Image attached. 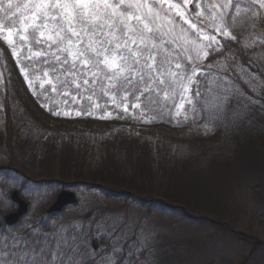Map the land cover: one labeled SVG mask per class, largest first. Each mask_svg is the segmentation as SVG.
Here are the masks:
<instances>
[{"label": "trees", "instance_id": "1", "mask_svg": "<svg viewBox=\"0 0 264 264\" xmlns=\"http://www.w3.org/2000/svg\"><path fill=\"white\" fill-rule=\"evenodd\" d=\"M249 5L247 0L240 2V8L247 10L238 18L243 27L240 23L229 26L231 35L222 37L219 49L214 45L208 48L206 63L213 69L204 70L196 62L199 69L186 94L192 103H187L181 115V124L188 130L179 144L163 152L152 140L130 135L124 129L89 138L55 133L20 120L13 122L12 116L18 111L9 112L14 105L3 96L8 108L0 113V157L10 153L13 166L23 173L74 183H101L156 196L159 200L138 201L137 205L148 213L171 212L162 214L166 221L150 229L152 236L142 249L135 225L131 238L118 250V240L114 239L125 231L126 223L117 225L113 222L116 218L109 216L103 222L105 233L95 228L91 238L111 246L110 251H91L86 239L72 229L61 233L60 239L59 235L47 239V260L51 261L55 252L59 264H69V256L71 264H264V244L246 240L248 235L264 236L258 232L264 227V38L256 36L262 27L261 11L253 17ZM228 11L234 13V6ZM226 22L231 24L227 17ZM17 49L20 67L32 83L36 100L49 111L123 114L117 107L123 93L114 104L110 96L101 97L98 88L91 102L79 99L74 88L58 87L54 93L45 83L41 89L40 84L51 74L44 77L40 69L46 66L25 59L32 53L21 44L17 43ZM4 86L0 68V92ZM65 91L70 94L63 95ZM125 100L129 106L140 103L146 115L169 123L180 118L171 100H161L147 109L144 97L136 101L129 95ZM91 103L99 107L92 108ZM162 200L176 207L166 206ZM184 209L215 221L189 217ZM232 229L244 233L235 235ZM39 240L29 236L33 245Z\"/></svg>", "mask_w": 264, "mask_h": 264}, {"label": "snow or ice", "instance_id": "2", "mask_svg": "<svg viewBox=\"0 0 264 264\" xmlns=\"http://www.w3.org/2000/svg\"><path fill=\"white\" fill-rule=\"evenodd\" d=\"M189 2L183 0L184 4ZM240 2L228 0L217 6L223 9L219 12L208 6L211 23L217 32L230 36L229 26L240 23L243 27L238 18L247 10L240 8ZM230 6H234V13L228 11ZM260 7L264 8V0H260ZM179 8L180 5L167 3V0H25L23 4L0 0V38L12 49L13 56L17 55L19 43L32 53L25 59L46 66L40 71L44 77L51 74V78L40 84L41 89L45 83L54 93L58 87L74 88L79 99L91 102L98 88L100 96H110L114 104L120 93L124 94L119 96L121 101L129 95L136 101L144 97L146 109L161 100L165 103L171 100L176 115H180L184 103H192L185 94L190 91L188 86L198 72L196 62L202 58L201 53L204 57L208 55L206 49L212 47L216 37L204 34L203 21L200 27L191 23L190 29L183 24L177 28V16L181 22L190 23ZM256 15L253 13V17ZM226 17L231 21L230 25ZM251 26L255 27V23ZM190 30H195L197 39L190 38ZM201 36L206 44L199 42ZM14 37L18 39L14 40ZM33 47L37 51L33 52ZM25 79H28L27 75ZM29 87H32L31 82ZM81 93L89 95L85 97ZM68 94V91L63 93ZM199 95L197 90L196 96ZM90 107L98 108L99 104L91 103ZM133 107L139 108L141 104L136 103ZM124 110L127 111V105ZM10 199L7 192L0 189V205L6 206ZM7 231L11 232V229ZM5 239L7 237H0V244ZM13 240L14 247L21 242L28 243L15 236ZM7 247L2 244L0 257L7 256L3 250ZM56 248L60 250L59 242ZM48 250L49 244L45 240L39 252L34 248L31 250V260H24L28 255L24 252L16 261L18 253L12 252L13 259H0V264H59L55 252L51 261L45 258ZM68 261L71 264L70 256Z\"/></svg>", "mask_w": 264, "mask_h": 264}, {"label": "rangeland", "instance_id": "3", "mask_svg": "<svg viewBox=\"0 0 264 264\" xmlns=\"http://www.w3.org/2000/svg\"><path fill=\"white\" fill-rule=\"evenodd\" d=\"M253 7L254 13H260V21L262 22V27L256 34L259 38H264V8L260 7V0H247ZM16 3L23 4L25 0H14ZM228 0H190L189 3L184 4L183 0H167V3H175L180 5L179 11H183L187 21L190 23H184L180 21L177 16L176 24L177 28L183 24L184 27L190 29L191 23H196L198 27L201 26V21H203L204 34L210 36L214 35L216 41L212 43L217 49H219L222 37H225L222 32H217L215 27L211 23V11L209 10V5L212 6L217 12L223 11L222 8H218V5L227 3ZM190 4L194 5V9L190 10ZM202 15L198 16L197 14ZM175 16V12L172 13ZM190 38L197 39L195 36V30H190ZM18 39V38H13ZM201 44H206L202 36L199 38ZM208 52V49H206ZM218 50L214 51L215 56H218ZM202 60L200 64L206 63V58L209 57V53L206 57L201 53ZM18 61V49L17 55L13 56L12 49L0 38V68L5 79V89L3 95L7 94L8 101L10 104L14 105L11 107L10 111H18L12 118L15 120H20L22 122H29L33 127L43 128L45 130H52V132L61 133H75L77 135H86L89 138H97L102 135H106L114 129H125L130 134L138 135L141 137H147L153 142L157 143L161 148V151L167 150L168 148L179 144V141L183 139L186 132L185 124H181V117L176 119L172 124H166L161 121H157L153 117L146 116V111L139 108L134 110L131 108L126 100H119V108L124 112L123 115H117L111 112H106L103 114L91 113V114H78L72 112H60V115H54L49 112L44 106L39 104L34 97L33 87H29V80L25 79L24 71H21L20 63ZM205 68H209L205 65ZM0 94V113L7 111L5 101L3 96ZM112 103V101H110ZM124 105H127V111L124 110ZM14 108V109H13ZM141 110V111H139ZM136 111V112H135ZM59 112V111H58ZM28 125V124H27ZM30 126V125H29ZM31 126V127H32ZM5 156L0 158L1 163H7ZM19 180H22L19 179ZM19 185V181L9 180L8 173L0 171V189L5 190L9 196L10 191ZM12 186V187H11ZM49 190H43L41 196L39 192L35 189H25L23 190V198L27 201L29 205L28 212L23 218L17 232L16 237L19 238L21 231H27L40 225V223H45L48 229L40 232V236L45 240L52 238L54 235H59V239L62 236L61 231L64 228H72L75 232L81 234L82 237L86 239V243L90 245L91 234L94 227L101 228L103 220H109L106 216H113L114 223L117 225H125L127 227L124 232L118 234L114 240H118V250L124 241L131 238L134 233V226L138 225V243L140 248L145 246L144 241H148L150 237V229L155 228L157 225L166 221L162 214H170L171 212L165 211L162 213L160 211L147 212L145 209L140 208L137 205L135 197L126 196L124 194L118 197H109L106 191H102L99 188L89 187L83 184H77L71 188L76 194L77 203L74 205L67 206L63 212L59 215H47L46 209L53 202L54 197L58 191L63 188L62 186L52 185L47 187ZM34 190V191H33ZM38 194V195H37ZM9 203L5 205H0V213L5 214L10 205ZM123 204L124 206H120ZM94 210L93 215L89 217L86 221L82 220V216L89 211ZM184 211V210H183ZM172 214H179L173 213ZM103 219V220H102ZM107 222V221H106ZM36 223V224H35ZM113 223V224H114ZM157 226V227H158ZM105 227V226H104ZM107 227V226H106ZM37 229V228H36ZM259 235H264V227L259 230ZM34 233V229H33ZM44 233V234H43ZM48 234L45 236V234ZM101 234L104 231L100 232ZM113 231L108 233L110 236ZM259 238L257 236H253ZM264 238V236H263ZM42 244H44V241ZM41 248V247H40ZM40 249H38L39 251ZM110 258V256H107Z\"/></svg>", "mask_w": 264, "mask_h": 264}, {"label": "water", "instance_id": "4", "mask_svg": "<svg viewBox=\"0 0 264 264\" xmlns=\"http://www.w3.org/2000/svg\"><path fill=\"white\" fill-rule=\"evenodd\" d=\"M100 186H102V185H100ZM115 191L120 192V193H124L126 195L134 196V197H136L138 199H144L143 196L137 195L135 193H132V192H129V191H126V190H122V189L118 190V189H116ZM12 199L19 203V207H18V210L15 213H12V214H10V215H8L6 217L5 220H6L7 223L15 222L18 219L19 216H21L22 214H24L26 212V209H27V204L22 199L19 198V196L17 195V192H13L12 193ZM75 200L76 199L74 197L73 192H71V191H62L61 193L58 194L56 201L52 204V206H50V208L48 209V212L59 211L65 204L73 203ZM88 215H89V213L84 216V219L87 218ZM93 246L97 247V243L93 242Z\"/></svg>", "mask_w": 264, "mask_h": 264}]
</instances>
